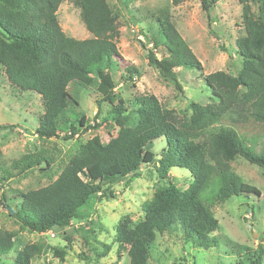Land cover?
Returning <instances> with one entry per match:
<instances>
[{"label":"trees","instance_id":"trees-1","mask_svg":"<svg viewBox=\"0 0 264 264\" xmlns=\"http://www.w3.org/2000/svg\"><path fill=\"white\" fill-rule=\"evenodd\" d=\"M62 1L0 0V68L11 86L39 95L42 115L35 136L67 140L77 133L74 124L63 127L66 114L74 109L68 86L75 82L95 88L97 112L109 106L106 115L112 132L107 130L105 141L95 134L79 144L54 172L45 150L28 151L7 165L2 163L0 181L25 176L34 162L41 161L44 168L39 170L48 180L43 186L19 191L15 205L3 197L0 204L7 214L36 233L63 229L73 219L89 224L95 202L108 195L103 184L137 177L142 166L152 164L163 182L141 207L144 214L138 222L129 226L119 222L117 227L129 244V264H149V246L156 234L168 231L180 233L204 250L223 245L237 255L235 264H264V247L254 252L221 236L213 211L233 195H260L258 188L231 170L230 162L241 157L264 169V156L246 149V139L234 126L216 123L231 117L236 123L255 121L264 129V0H236L241 5L244 35L235 39L233 51L241 58V68L234 76L223 71L203 76L211 101L189 102V115L170 111L151 93L134 92L132 106L127 103L117 94L109 72L113 60H122L116 44L119 12L106 0H73L90 34L76 39L66 35L57 20ZM220 1L201 0V6L209 11ZM252 4L260 14L252 11ZM157 22L167 54L158 59L149 51L148 64L164 81L182 90L178 70H201V63L166 14L160 13ZM124 71L130 73L132 68ZM79 116L82 126L85 117ZM156 140L164 145L158 153L152 149ZM171 168L189 173L191 181L183 189L169 179ZM15 236L16 232L0 228V257L13 251ZM40 249L37 243L24 245L16 251L13 263L30 264Z\"/></svg>","mask_w":264,"mask_h":264},{"label":"rangeland","instance_id":"rangeland-1","mask_svg":"<svg viewBox=\"0 0 264 264\" xmlns=\"http://www.w3.org/2000/svg\"><path fill=\"white\" fill-rule=\"evenodd\" d=\"M106 1L119 12L116 44L122 57L120 62L113 60L109 72L117 94L127 103L131 104L134 92L151 93L170 111L189 115V102L205 104L211 101V95L202 82L203 76L215 71L234 76L240 70L241 58L233 48L235 39L244 35V29L241 5L236 0H221L209 11L203 10L201 0ZM251 8L255 14H260L257 5L252 4ZM79 12L73 0H63L57 9V20L66 35L76 39L88 38L90 34ZM160 13L166 14L173 22L202 66L201 70H178L182 90L164 81L148 64L149 51L158 59L167 54L162 46V36L156 29ZM126 67H131L132 72L124 71ZM6 80L0 68V169L22 153L45 150L53 165L50 171L54 172V168L66 162L79 144L88 138L95 134L104 141L108 138L107 130L112 129V122L106 115L109 106L105 104L97 112L95 100L98 94L93 86L84 88L78 82L68 86L75 103H71L74 109L66 114L67 122L63 127L67 129V124H74L77 133L67 140L61 137L45 139L34 135L35 125L42 115L39 95L19 91ZM79 114L85 117L82 126L78 122ZM219 124L234 126L246 139L243 146L254 154L264 156V129L260 123H236L231 117H223L216 123ZM162 146V141L156 140L152 149L158 153ZM40 168H44L43 162H34L25 176L0 181V203L6 197L9 204L15 205L19 191L47 184L48 180ZM230 168L243 182L258 188L260 195H233L216 206L213 211L220 225L219 233L256 252L259 246L264 247V169L241 157L231 161ZM168 175L181 189L191 181L184 169L171 168ZM162 182L154 166L146 164L139 169L137 177L102 185L108 195L95 202L89 224L85 219H73L65 228L55 227L45 233L22 228L0 204V228L16 232L15 248L0 257V264H14L12 258L16 256V251L32 243L39 244L41 249L30 264H129V244L117 229L118 224L123 222L129 226L138 222L144 214L141 207L151 199L155 187ZM154 239L149 246V264H235L238 260L237 255L227 251L223 245L204 250L174 231L156 234Z\"/></svg>","mask_w":264,"mask_h":264},{"label":"built area","instance_id":"built-area-1","mask_svg":"<svg viewBox=\"0 0 264 264\" xmlns=\"http://www.w3.org/2000/svg\"><path fill=\"white\" fill-rule=\"evenodd\" d=\"M51 236H53V234H51Z\"/></svg>","mask_w":264,"mask_h":264}]
</instances>
